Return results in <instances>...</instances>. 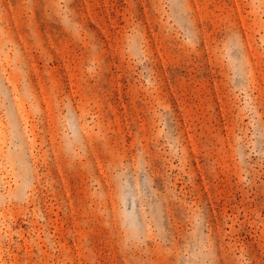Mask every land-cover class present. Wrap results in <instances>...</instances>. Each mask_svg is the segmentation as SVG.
Here are the masks:
<instances>
[{
	"label": "rangeland",
	"instance_id": "obj_1",
	"mask_svg": "<svg viewBox=\"0 0 264 264\" xmlns=\"http://www.w3.org/2000/svg\"><path fill=\"white\" fill-rule=\"evenodd\" d=\"M0 264H264V0H0Z\"/></svg>",
	"mask_w": 264,
	"mask_h": 264
}]
</instances>
